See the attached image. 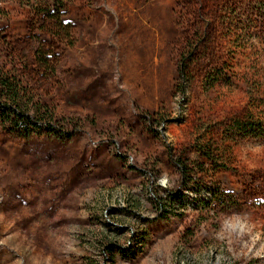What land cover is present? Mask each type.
Wrapping results in <instances>:
<instances>
[{"label": "rangeland", "instance_id": "1", "mask_svg": "<svg viewBox=\"0 0 264 264\" xmlns=\"http://www.w3.org/2000/svg\"><path fill=\"white\" fill-rule=\"evenodd\" d=\"M60 2L64 39L37 14ZM0 65L78 123L0 128V264H264V134L228 127L264 121V0H0ZM157 186L177 214L157 216Z\"/></svg>", "mask_w": 264, "mask_h": 264}, {"label": "trees", "instance_id": "2", "mask_svg": "<svg viewBox=\"0 0 264 264\" xmlns=\"http://www.w3.org/2000/svg\"><path fill=\"white\" fill-rule=\"evenodd\" d=\"M46 24L45 31L51 36L60 39L68 38L71 34V25L65 17L64 4L55 3L51 7L45 6L44 9L37 12ZM189 42L185 46L181 64L179 68L180 82H189V68L187 58L192 57L197 48ZM35 60L39 67L45 71H54V63L51 56L44 50L42 42L36 38L33 43ZM77 122L66 120L55 115L54 111L49 109L43 103L34 98L31 89L24 83L22 76L15 69H6L0 65V128L15 134L21 138H30L34 135H41L52 138L57 141H65L74 136L77 132ZM231 132H238L243 136L249 134H264V121L253 120L251 117L234 118L229 123ZM209 158V156L207 155ZM177 173L182 179L191 175L187 163L180 158H175L171 153L170 158ZM179 191H169L157 186V189H151L149 200L156 208L159 218H166L169 214H177L172 210L179 197ZM114 244H109L106 248L113 249Z\"/></svg>", "mask_w": 264, "mask_h": 264}]
</instances>
